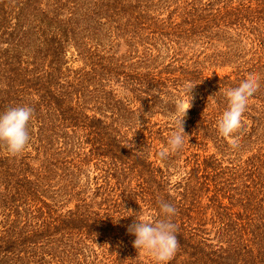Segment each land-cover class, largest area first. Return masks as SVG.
I'll return each mask as SVG.
<instances>
[{"label": "trees", "instance_id": "obj_1", "mask_svg": "<svg viewBox=\"0 0 264 264\" xmlns=\"http://www.w3.org/2000/svg\"><path fill=\"white\" fill-rule=\"evenodd\" d=\"M253 71L221 135L225 92ZM23 105L26 149L0 143V264H154L126 210L154 222L161 201L168 264H264V0H0V113Z\"/></svg>", "mask_w": 264, "mask_h": 264}, {"label": "clouds", "instance_id": "obj_2", "mask_svg": "<svg viewBox=\"0 0 264 264\" xmlns=\"http://www.w3.org/2000/svg\"><path fill=\"white\" fill-rule=\"evenodd\" d=\"M260 81V74L253 71L247 73L238 85L227 89L225 92L227 107L217 121L221 135L228 136L241 126L253 94L260 86ZM193 87L191 84L187 85L188 95ZM189 97V106L177 109V129L168 137V151H178L184 146L187 134L184 132L182 122L191 106L192 97L191 95ZM31 119L32 108L27 105L14 106L0 113V143L5 145L9 154L15 156L26 149L29 143L28 123ZM160 155L163 157L165 153L162 152ZM126 211L130 213L128 216L135 217L134 222L127 228V231L134 236L132 246L137 251L149 254L154 264H168L178 248L176 225L172 222L176 208L166 201H161L160 218L154 222L139 218L132 210Z\"/></svg>", "mask_w": 264, "mask_h": 264}, {"label": "rangeland", "instance_id": "obj_3", "mask_svg": "<svg viewBox=\"0 0 264 264\" xmlns=\"http://www.w3.org/2000/svg\"><path fill=\"white\" fill-rule=\"evenodd\" d=\"M212 71H214V70H212ZM212 71H210V72H208V73H212ZM216 72L218 73V74H220V75H224V74H226V73H229L230 72V69H225V70H216ZM189 105H188V102H184L183 103V105H182V107H188ZM161 120L163 119V118H160ZM165 121V120H164ZM229 141L230 142H234L235 141V137L234 138H229ZM208 146V148H207V151L208 152H206V154H213V153H215L216 151H215V148L213 147V145L212 144H208L207 145ZM94 176H95V174H93V175H91V182H89V184L91 185L92 184V182H94V184H93V187L96 185L95 183H99V181H96V179H94ZM177 177H178V175H174L173 177H172V179L173 180H176L177 179Z\"/></svg>", "mask_w": 264, "mask_h": 264}]
</instances>
